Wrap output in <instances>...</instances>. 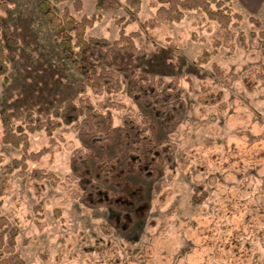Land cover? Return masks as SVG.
Listing matches in <instances>:
<instances>
[{"label":"rangeland","instance_id":"374dc122","mask_svg":"<svg viewBox=\"0 0 264 264\" xmlns=\"http://www.w3.org/2000/svg\"><path fill=\"white\" fill-rule=\"evenodd\" d=\"M40 1L7 0L6 10L0 8V27L8 25L17 40L6 49L14 55L8 81L0 78V181L2 166L21 156V149L1 141L3 120L19 123L28 110L50 116L77 98L76 83L85 78L60 48ZM97 1L81 0V11L73 10V0H49V7L59 13L68 7L76 19L99 14L87 35L111 42L118 37L116 19L129 9L120 0L119 7L98 10ZM149 1L142 0L125 31L141 32L136 45L146 53L132 57L138 78L162 84L154 92L136 91L137 82L120 68L122 91L111 96L124 107L101 109L106 95L88 90L108 121L97 118V130L86 121L78 130L63 125L54 132L52 151L28 162V169L43 168L53 179H29L17 170L6 176L0 213L17 230L15 249L26 264H264L262 40L248 35L244 17L231 27L228 46L197 65L196 57L211 50L218 25L209 30L199 21L202 14L187 11L178 22L146 30L141 23L154 15ZM254 4L235 0L233 7L264 21V0ZM220 33V39L229 36ZM106 46L90 42L83 60L98 70ZM174 86L172 99H160L163 88ZM134 129L148 137L145 147L137 146ZM49 140L42 131L30 134L29 150ZM156 146L164 154L152 159L146 150ZM195 187L206 193L199 204L192 202Z\"/></svg>","mask_w":264,"mask_h":264},{"label":"trees","instance_id":"16d2710c","mask_svg":"<svg viewBox=\"0 0 264 264\" xmlns=\"http://www.w3.org/2000/svg\"><path fill=\"white\" fill-rule=\"evenodd\" d=\"M6 1L0 0V8L6 10L5 5H3ZM62 1L65 0H53V3ZM124 2L129 9V15L116 19L118 37L111 42H108L105 37L87 35V30L92 28L95 22L99 21V14H83L76 19L68 7H64L61 13H59L49 7V0H41L38 3V7L43 11L48 20L50 30L57 36L60 48L64 54L73 59L75 66L83 72L85 78L83 81L76 83L77 98L67 99L62 106L53 109L50 116L42 118L31 110H28L19 123H13L9 119L3 120L1 141L14 148L21 149V156L13 159L10 164L2 166L4 178L0 181V194H2L3 186L6 182V176L14 170H17L19 176L27 175L29 179L42 180L54 178L52 173H47L43 168L32 167L28 169V162H35L42 155L52 151L53 145L56 143L54 132L58 128L66 125L73 126L78 130L82 126V121H86L89 123L90 128L93 127L97 130V118L108 121L107 116L91 102L90 97L87 95L88 90L94 95H106L98 103L101 109H121L124 107L123 103L115 101L111 96L122 91L123 84L118 72L120 68H126L129 72L130 80L137 82L139 88L135 89L136 91H139L141 88L142 90L150 89L154 92L162 84L161 81H156L152 76L145 80L138 78L139 76H137L133 68L132 57L134 55L143 56L146 52L136 45V39L141 33L140 30L126 32L125 28L136 21L142 0H124ZM234 2L235 0H150L148 5L154 9V15L145 19L141 23V26L146 30H153L164 22H178L187 11L202 14L199 21H205L209 30L210 24L216 23L219 28L212 35L211 50H203L195 59V64L201 65L210 60L212 54L217 52V48L221 44L228 46V40L234 36V33L230 30L231 27L238 26L239 22L246 17L251 24L248 35L251 38L257 37L262 40L264 63V21L253 14H242L234 10ZM119 6L120 0H98L95 4V8L98 10L113 9ZM72 8L75 11H81V0H73ZM221 30H227L229 36L220 39L218 35L221 34ZM2 32L5 38L2 36ZM236 36L239 43L243 47H246V34L243 31H239ZM90 42L107 44L104 49L100 50L104 63L98 70L87 65L83 60L84 51ZM16 43L17 40L10 34L9 26L3 25L2 28L0 27V78L4 82L8 81V63L14 56L11 51L6 52V49L7 46L11 47ZM213 70L219 78H222L223 72L219 65L213 64ZM261 76L264 77V75ZM176 93L177 89L174 86L169 89L163 88L158 93V96L162 100H170ZM204 95L203 100H206L207 97ZM109 129H111L110 125H107L106 130ZM41 131L49 137L48 145L42 146L36 151L29 150V135ZM132 135L139 148L141 146L145 147V142L143 141L148 139L146 135H143L138 129L132 130ZM146 151L152 159H156L164 154V149L160 146H156L153 150L152 148L147 149ZM3 162L4 157L0 154V165ZM205 197L206 193L200 187H195L192 202L199 204ZM16 236L17 230L11 227L7 217L0 213V264H26L25 260L16 252Z\"/></svg>","mask_w":264,"mask_h":264},{"label":"crops","instance_id":"0c3cea01","mask_svg":"<svg viewBox=\"0 0 264 264\" xmlns=\"http://www.w3.org/2000/svg\"><path fill=\"white\" fill-rule=\"evenodd\" d=\"M256 0H246V3H247V5L249 6V8H255V4H254V2H255ZM259 1H261V0H259ZM252 3V4H251ZM251 5V6H250Z\"/></svg>","mask_w":264,"mask_h":264}]
</instances>
